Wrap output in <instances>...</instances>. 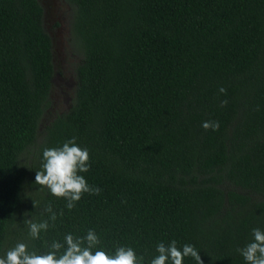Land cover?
Returning a JSON list of instances; mask_svg holds the SVG:
<instances>
[{"label":"trees","instance_id":"trees-1","mask_svg":"<svg viewBox=\"0 0 264 264\" xmlns=\"http://www.w3.org/2000/svg\"><path fill=\"white\" fill-rule=\"evenodd\" d=\"M65 1L80 59L70 106L43 122L53 76L43 8L0 0V241L89 229L100 241H253L264 231V0ZM73 137L90 157L79 174L100 193L69 210L35 173L45 148ZM30 219L48 222L38 239ZM17 243L0 242V256ZM24 243L37 254L52 244ZM159 243L93 252L131 247L150 264ZM248 243L177 247L193 245L203 264H246L237 249Z\"/></svg>","mask_w":264,"mask_h":264},{"label":"clouds","instance_id":"clouds-1","mask_svg":"<svg viewBox=\"0 0 264 264\" xmlns=\"http://www.w3.org/2000/svg\"><path fill=\"white\" fill-rule=\"evenodd\" d=\"M221 93H226L224 88H220ZM227 101H221V106ZM205 130L219 129L218 121H205L201 125ZM76 138L65 142L59 148H45L43 150L42 169L35 173V183L46 187L50 193L57 198H64L68 201L66 207L71 210L75 202L79 201L83 193L99 194V188L89 187L86 179L79 173L89 170V152L86 148H81L75 142ZM33 206L35 204L33 202ZM44 211L51 212V206H47ZM62 214V213H61ZM51 219H56L53 213ZM29 226V235L33 239H38L41 231H47L48 222H33L25 220ZM253 241L244 248L237 249L243 256L246 264H264V231L259 228L252 230ZM100 244V239L95 231L89 229L86 236L74 237L71 233L66 234L64 243L53 241L51 250L44 254L30 252L28 245L24 242L17 243L9 249L4 256H0V264H142L143 257H137L136 252L131 247H118L114 255H109L104 250L93 248ZM64 251L61 253V249ZM159 255L154 257L150 264H183L184 258L191 256L197 264H203L199 251L193 245L185 244L182 248L177 247L175 240L165 246L163 242L156 247ZM59 253V255H58Z\"/></svg>","mask_w":264,"mask_h":264},{"label":"rangeland","instance_id":"rangeland-1","mask_svg":"<svg viewBox=\"0 0 264 264\" xmlns=\"http://www.w3.org/2000/svg\"><path fill=\"white\" fill-rule=\"evenodd\" d=\"M43 8V27L49 34L52 46L53 76L49 92V106L42 118L62 113L70 106L75 86V66L80 55L68 33V5L65 0H38Z\"/></svg>","mask_w":264,"mask_h":264}]
</instances>
